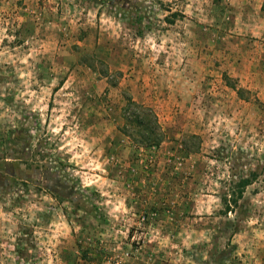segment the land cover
Returning <instances> with one entry per match:
<instances>
[{
    "label": "rangeland",
    "instance_id": "374dc122",
    "mask_svg": "<svg viewBox=\"0 0 264 264\" xmlns=\"http://www.w3.org/2000/svg\"><path fill=\"white\" fill-rule=\"evenodd\" d=\"M0 264H264V0H0Z\"/></svg>",
    "mask_w": 264,
    "mask_h": 264
},
{
    "label": "trees",
    "instance_id": "16d2710c",
    "mask_svg": "<svg viewBox=\"0 0 264 264\" xmlns=\"http://www.w3.org/2000/svg\"><path fill=\"white\" fill-rule=\"evenodd\" d=\"M170 15L176 16L177 12H172ZM168 19V16H167ZM172 20H170L171 22ZM172 23V22H171ZM125 123L120 128L123 134L127 135L128 138L132 139L133 147L136 150H151L153 148L159 147L160 143L165 138V132L161 125L159 124L158 118L155 112L145 106L142 103L135 102L131 98H126V104L123 109ZM189 153L193 150L187 149ZM196 151V150H194ZM188 153V152H186ZM53 163H59V160L52 156ZM33 161V158H31ZM53 164V165H54ZM65 165L64 162L57 164L55 167H60ZM248 184V180L244 178L238 182V192L232 194L231 203L237 204L238 200L242 197L243 188Z\"/></svg>",
    "mask_w": 264,
    "mask_h": 264
}]
</instances>
